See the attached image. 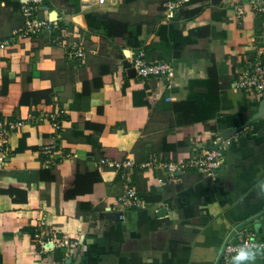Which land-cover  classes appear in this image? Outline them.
I'll list each match as a JSON object with an SVG mask.
<instances>
[{"label": "crops", "instance_id": "crops-1", "mask_svg": "<svg viewBox=\"0 0 264 264\" xmlns=\"http://www.w3.org/2000/svg\"><path fill=\"white\" fill-rule=\"evenodd\" d=\"M47 1L51 19L86 33L87 61L70 62L46 37L0 50V121L62 109L59 148L72 158L46 163L48 126L27 121L11 136L0 161V264H216L234 228L264 210V116L254 119L264 96L234 87L256 48L264 51V16H236L235 4L249 0H193L173 18L166 17L167 0ZM199 8L200 15H188ZM108 19L126 25L129 46L113 42ZM23 24L20 0H0V41ZM140 49L151 62L171 63L176 77L139 79L131 57ZM38 92H53L51 103L22 102ZM226 131L232 146L213 179L188 171L179 184L158 187L162 174L139 167L152 155L187 158ZM125 156L137 164L143 208L124 212L123 185L110 169L100 170L102 181L91 192L63 198L61 178L71 165L85 174L97 159ZM43 220L78 239L80 254L35 248ZM240 231L264 242V216ZM250 253L254 258L237 261V253L221 264H264V251Z\"/></svg>", "mask_w": 264, "mask_h": 264}, {"label": "built area", "instance_id": "built-area-1", "mask_svg": "<svg viewBox=\"0 0 264 264\" xmlns=\"http://www.w3.org/2000/svg\"><path fill=\"white\" fill-rule=\"evenodd\" d=\"M109 0H87L89 5H105ZM189 0H167L165 11L167 18L184 11ZM236 16L243 18L247 12L256 16H264V0H249L248 3H236L234 6ZM20 12L24 18L22 28L15 32L8 40L0 41V50L14 45L18 39L46 37L48 41L64 52L66 58L78 65L83 66L87 61V36L80 28L71 23L63 21L62 17L51 19V5L47 0H20ZM132 66L136 76L141 80L168 79L176 77V70L169 62H151L144 49L133 53L131 57ZM238 90H250L260 96H264V51L256 48V54L249 59L242 68L240 76L235 83ZM64 111L55 109L53 111H38L29 115L27 120L18 118L8 122L0 121V161L8 157L11 136L21 131L23 126L30 122L33 125L48 126L51 129L52 143L45 148L43 154L48 157V165H57L59 161H67L72 158L61 148L59 139L62 129V118ZM197 140H194V143ZM200 143V142H199ZM218 145V148L216 146ZM231 139H223L214 136L212 143L197 144L192 148L187 158L172 160H161L156 155L150 156L146 162L139 165L140 168L160 172L157 178L158 187L177 185L181 182V175L188 171L213 179L221 169L227 151L231 148ZM100 170L110 169L118 173L123 185V192L119 198V206L124 212L143 208L145 202L140 198L134 183V172L137 164L133 158L125 156L119 159L100 158L94 161ZM120 220L125 221V214L120 215ZM39 230L33 237V245L43 251L61 249L66 255L77 256L81 249L79 240L70 237L65 231L48 226L44 220L39 224ZM249 252L260 253L264 251V242L259 241L252 232H237L233 241L229 243L225 257L239 253L242 249Z\"/></svg>", "mask_w": 264, "mask_h": 264}, {"label": "trees", "instance_id": "trees-1", "mask_svg": "<svg viewBox=\"0 0 264 264\" xmlns=\"http://www.w3.org/2000/svg\"><path fill=\"white\" fill-rule=\"evenodd\" d=\"M192 1L193 0H189V2L187 3V7ZM203 11L204 8H199L192 12H189L188 15H200ZM105 27L107 29L108 35L112 38L115 44L121 46H129L131 44L130 36L128 38H125L126 35L124 33L126 32V25L124 26L116 20L108 19L105 21ZM166 84V87H169L174 84V82L172 84L171 82ZM52 95L53 92H38L33 94L27 93L23 95L22 102H27L28 97H34L38 98L40 101L44 100L47 104H50ZM152 106H148L150 107V110L152 109ZM90 165L93 168H88L87 172L83 174L78 170L79 164H73L71 165V174L65 175L61 178L63 198L65 200L75 199L78 195H85L83 193L91 192L93 190L94 183L102 181V177L100 176V169L96 167L92 162L90 163ZM42 174L43 176H45V174H48V172H41V176ZM51 179L56 181L55 176H52Z\"/></svg>", "mask_w": 264, "mask_h": 264}, {"label": "water", "instance_id": "water-1", "mask_svg": "<svg viewBox=\"0 0 264 264\" xmlns=\"http://www.w3.org/2000/svg\"><path fill=\"white\" fill-rule=\"evenodd\" d=\"M262 116H264V101L261 103L259 112L254 116V119H258V118H260ZM231 136H232V132L231 131H226V132L223 133V139H225V140L229 139ZM216 148H218V145L216 146ZM263 216H264V210L262 212H260L258 215H256L253 218L247 220L246 222H243L242 224H239L238 226H236V228H234V230L229 234L228 238L224 242L216 264H221V262H222V260H223V258L225 256L226 249H227L229 243L231 242V240L236 235V233L239 232L240 230L246 228L247 226H249L253 222L259 220Z\"/></svg>", "mask_w": 264, "mask_h": 264}, {"label": "clouds", "instance_id": "clouds-1", "mask_svg": "<svg viewBox=\"0 0 264 264\" xmlns=\"http://www.w3.org/2000/svg\"><path fill=\"white\" fill-rule=\"evenodd\" d=\"M250 257H252V254L245 248V249H242L238 255L236 256V260L237 261H246L248 260ZM254 258V257H252Z\"/></svg>", "mask_w": 264, "mask_h": 264}]
</instances>
